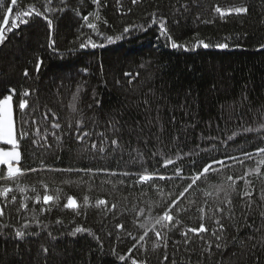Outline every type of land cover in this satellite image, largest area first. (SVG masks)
I'll use <instances>...</instances> for the list:
<instances>
[{
	"label": "trees",
	"instance_id": "1",
	"mask_svg": "<svg viewBox=\"0 0 264 264\" xmlns=\"http://www.w3.org/2000/svg\"><path fill=\"white\" fill-rule=\"evenodd\" d=\"M29 4L44 12V0H23L22 6ZM216 6L224 12L243 6L247 12L233 11L221 16L214 11ZM49 7L64 8L62 12H45L53 21L51 38L55 40V51L49 47L47 21L41 17H33L28 24L9 32L0 44V94L15 88V105L19 95L29 90L31 95L26 99L30 108H35L36 118L51 110L61 124L56 132L60 140L48 136L51 147L33 145L32 137L21 142L24 168L39 167L43 159L49 166L64 168L137 170L140 163L133 162V157L139 160L137 153L147 164L154 165L153 152L184 155L198 146L217 143L210 138L224 140L233 133L236 135L228 141L229 152L239 154L241 148L255 151L264 146V132L241 134L244 128L264 125V0H138L136 4L132 0H101L99 7L91 0H66L65 5L53 0ZM152 13L166 19L172 39L188 50L172 48L158 24L147 30L140 27L150 23ZM85 15L103 35L121 39L102 40L86 26L82 19ZM125 27L130 29L128 33L123 32ZM87 35L103 46L81 49L80 38L87 39ZM201 41L209 46L203 47ZM221 44L227 47H219ZM38 59L42 64L37 72ZM26 69L28 77L24 76ZM74 95L78 96L76 111L71 107ZM81 118L86 130L104 132L109 141L118 139L119 147L113 151L109 143L104 153L83 151L84 145L68 133V124L75 125ZM43 128L42 124L41 131ZM92 139L97 140L99 147L98 137L94 135ZM207 158V153L192 157L201 162ZM246 163L250 168L256 166L255 159ZM183 164L187 169L189 160ZM244 171L237 165V172L230 174ZM261 172L260 176H248L253 192L250 207L246 199H241L242 180L234 192L227 190L232 214L225 213L221 219L224 231L220 241L211 235L215 225L207 216L203 222L209 232L199 236L188 233V243L181 235L187 227H199L198 207L215 209L225 197V192L217 194L205 185V190L212 193L206 205L199 192L194 194L192 198L200 202L182 213L180 226L169 232L166 240L156 241L150 233L132 255L146 264H264V200L260 198L264 192V168ZM42 178L53 188L63 187L65 194L79 198L87 193L93 197V204L96 198H105L109 206L115 203L117 207L106 211L93 206L80 216L54 207L40 215L41 205L29 200L31 210L18 213L23 196H33L30 189H39ZM60 178L58 173H29L19 181L29 191L9 194L16 195L17 200L12 203L9 199L5 215L0 217V264H130V260L119 259L127 257L137 243L127 233L137 237L143 234L139 224L146 220L149 211L152 216L159 211L149 208L152 200L158 199L157 194L148 192L141 196L138 187L101 184L103 174L96 178L93 192H88L87 185L82 186L83 190L76 184L61 185ZM72 179H77L75 174ZM221 182L218 177L209 181L214 185ZM3 203L0 197V205ZM133 206L144 208L145 217L137 220ZM183 206L188 207L187 202ZM21 216L28 217L31 224L24 229L26 235L18 238L15 230L24 223ZM33 216L39 218L40 226L31 220ZM57 219L62 224H57ZM118 224L124 229L118 231ZM78 225L99 236L103 246L89 233L73 235L72 229ZM206 241H212L210 251L206 250ZM216 243L222 245L220 249ZM164 255L168 256L167 261L163 260Z\"/></svg>",
	"mask_w": 264,
	"mask_h": 264
},
{
	"label": "snow or ice",
	"instance_id": "2",
	"mask_svg": "<svg viewBox=\"0 0 264 264\" xmlns=\"http://www.w3.org/2000/svg\"><path fill=\"white\" fill-rule=\"evenodd\" d=\"M92 4L96 6L101 5V0H91ZM138 0H132L133 4H136ZM23 0H0V44L4 42L9 32L18 29L21 25H26L30 22L33 17H41L47 21V27L49 29V47L55 51V40L51 38V29L53 21L49 16L45 15V12H56L64 11L63 7L51 8L53 0H44V12L36 7L35 4L23 5ZM59 4L65 5L66 0H59ZM183 6V5H182ZM186 7V6H185ZM216 13H220L221 16L231 15L234 11L236 14L246 13L247 8L243 6H237L234 9H230L228 12H224L219 6L214 8ZM79 15V13H77ZM151 21L147 25H141L140 27L147 30L154 24H158L161 35L168 41L171 42L172 48L184 47L177 44L171 37L167 28V21L163 17L157 18L155 13L151 14ZM99 19V15L96 16ZM82 19L86 22V26L93 30V34L101 37L102 40L113 42L114 40H120L121 36H105L98 29L97 25L89 21L87 15L83 16ZM199 19V17H198ZM130 29L125 27L123 32L128 33ZM81 39L79 47L81 49L88 47L92 48L98 46L102 47L103 44H98L93 40L92 35H87V39ZM203 47L207 48L209 45L204 44ZM221 48L227 47L226 44L218 45ZM42 60L37 61L36 70L40 69ZM86 71V70H85ZM29 73L27 69L24 71V76L28 77ZM126 76L132 77V73H125ZM138 75V73L136 74ZM131 82V81H130ZM17 95L15 88H9L6 94H0V182L3 185L0 186V197L3 198L5 203L0 205V217L5 215V209L7 208V202L10 201L15 203L17 200L16 195L10 193L20 192L26 193L29 189L26 186H21L19 181L27 176L29 173H53L60 174V184L72 186L76 184L78 187L87 185L88 192L95 191V180L98 176L103 174L100 181L101 184H111L113 188L116 185H124L131 188L139 189L141 196L146 195L148 192H155L158 199L152 200L149 208H157L159 211L155 216L151 215V211L148 212L145 221L139 224V227L144 229L143 234L139 237L133 236L132 233H127L134 243L132 248L128 251V256H120L121 261L130 260V264H146V261L139 260L132 255L133 249L139 250L137 245L140 241H144L151 233L156 241H164L167 238V234L174 229L178 228L181 224L180 216L182 213L189 211L192 205L199 203L197 199H193V195L200 193V200L203 205L207 204V198L212 195L211 192L205 190V185L209 188H214L218 193L225 192V197L215 207V209L205 210L204 206L197 208L200 213L201 223L199 227H187L181 230V235L184 236L185 243L189 242L188 233H193L199 236L200 233L209 232V229L203 222L205 216L214 222V229L211 231V235L215 237L216 241L222 239V233L224 231V225L221 223L223 215L227 213L229 216L232 214V200L228 195L227 190L235 191L236 185L239 181H243L244 190L241 199H246L248 206L252 204V187L251 181L248 179L250 175L260 176L262 175L261 169L264 168V146H259L255 151H245L244 149L239 150V154H235L228 151V141H231L235 137V133L232 136L227 137L224 140L219 138H210L216 140L217 143L211 144V146L203 145L198 146L193 152L181 155L176 153L174 155H168L162 152L151 153V158L155 161L154 165L147 164L144 161L142 154L137 153L139 160L133 157V162L140 163V168L137 170H121L116 171L108 168H92V167H56L49 166L43 159L40 161L39 167L24 168L22 161V150L21 142L25 139L32 137V144L37 146H43L45 148L51 147L48 144V136L51 134L57 140L61 137L56 135L57 130L61 129L59 118L51 110H46L41 113L39 118H36L35 108H30L29 101L26 97L30 96L29 90H24L20 95L15 105L13 103L14 96ZM78 99L77 95L73 96L72 110L76 111L75 102ZM28 110V111H26ZM44 125L43 131H41V125ZM115 131V129H113ZM249 132H264V125L260 128H244L241 134ZM68 133L78 143L84 145L83 151L87 152L92 150L93 152L104 153L106 147L112 146L113 151L119 147V140L109 138L104 132L88 131L83 127V119L76 121L75 125L68 124ZM97 136L99 139V147L97 146V140H93V136ZM223 148V151L221 150ZM200 153H207L208 158L202 162L200 160L192 159L193 155L199 156ZM189 160V167L185 169L183 161ZM256 160V166L250 168L247 166V161ZM237 165L243 167L245 171L243 174L232 175L230 173L237 172ZM171 166V167H170ZM73 174L77 177L76 180L72 179ZM108 177H123L131 179H118L116 181L107 179ZM213 177L222 178L219 184H210L209 181ZM57 177H53L55 180ZM163 182V183H161ZM39 189L36 186H32L30 191L34 193L33 196L29 197L24 195L17 209L18 213L30 211L28 201L31 200L34 205H41L39 208V214L43 215L46 212L51 211L54 207L63 208L64 210H70L74 216H80L85 214V210L89 207H102L103 210L113 211L117 205L115 203L109 206V201L105 198H96L93 204V197L89 194H84L82 197H76L74 195H68L64 193L63 187H52V184L47 179H40L38 181ZM14 185V187H13ZM83 190V189H82ZM260 198L264 200V192H261ZM183 202H187L188 207L183 206ZM220 205H224L221 207ZM133 211L136 213L137 220L141 217H145V209L133 206ZM24 220L20 229L15 230V235L18 238H22L26 235L24 229L30 227L31 221L26 216L20 217ZM37 226H40L41 221L37 216L31 217ZM57 224H62V220L57 219ZM7 227V225H3ZM117 230L124 229L122 224L116 225ZM76 233H89L93 235L98 241L100 246H103L99 236L92 233L90 229L83 225H78L72 229V234ZM109 236L111 233L108 234ZM120 239V237H117ZM203 239V237H201ZM208 251L212 248V241H206ZM166 246V245H165ZM216 248L220 249L221 244L216 243ZM45 252L47 249L44 250ZM115 251V249H113ZM164 261L168 260V256L164 255Z\"/></svg>",
	"mask_w": 264,
	"mask_h": 264
}]
</instances>
